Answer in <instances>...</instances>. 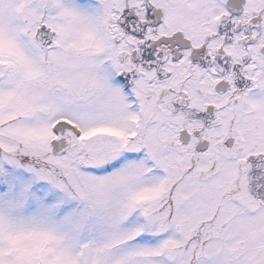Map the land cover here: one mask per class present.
<instances>
[{
	"label": "snow or ice",
	"instance_id": "6c2138e0",
	"mask_svg": "<svg viewBox=\"0 0 264 264\" xmlns=\"http://www.w3.org/2000/svg\"><path fill=\"white\" fill-rule=\"evenodd\" d=\"M0 264H264V0H0Z\"/></svg>",
	"mask_w": 264,
	"mask_h": 264
}]
</instances>
